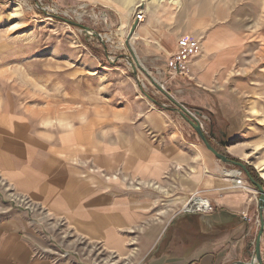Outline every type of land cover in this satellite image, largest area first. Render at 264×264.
Instances as JSON below:
<instances>
[{"label":"rangeland","instance_id":"rangeland-1","mask_svg":"<svg viewBox=\"0 0 264 264\" xmlns=\"http://www.w3.org/2000/svg\"><path fill=\"white\" fill-rule=\"evenodd\" d=\"M139 9L145 18L129 34ZM181 36L198 41L200 50L188 76L173 78L167 59ZM180 105L199 110L203 131L212 121L231 154L210 144L245 163L264 186L258 169L264 163V0H0L2 125L46 139L82 123L126 127L146 107L175 109L172 116L184 122L178 128L189 126L202 144ZM231 169L251 187L238 166L222 172ZM7 194L2 214L25 210L42 254L60 264H128L71 231L63 218Z\"/></svg>","mask_w":264,"mask_h":264},{"label":"crops","instance_id":"crops-1","mask_svg":"<svg viewBox=\"0 0 264 264\" xmlns=\"http://www.w3.org/2000/svg\"><path fill=\"white\" fill-rule=\"evenodd\" d=\"M174 110L146 107L126 127L82 123L46 139L0 123V264H60L40 251L25 210L2 214L4 192L63 218L71 231L128 264L250 261L257 189L232 186L222 172L230 164L190 137L189 126L178 128L184 122ZM194 194L213 210L184 211ZM260 252L264 264V229Z\"/></svg>","mask_w":264,"mask_h":264},{"label":"built area","instance_id":"built-area-1","mask_svg":"<svg viewBox=\"0 0 264 264\" xmlns=\"http://www.w3.org/2000/svg\"><path fill=\"white\" fill-rule=\"evenodd\" d=\"M144 18L145 14L142 9H139L134 13L133 20L137 23H141ZM199 50L200 43L198 41H193L187 36L179 37L176 41L174 51L167 59V73L169 76L173 78L188 76V69L192 63V60L199 54ZM181 107L197 118L195 113L191 112L187 107L184 105H181ZM239 187L242 188V186ZM195 196L198 195L191 196L187 201ZM183 210L187 212L210 213L213 210V205L209 200L203 198V202L198 203L197 206L191 207L185 204Z\"/></svg>","mask_w":264,"mask_h":264},{"label":"water","instance_id":"water-1","mask_svg":"<svg viewBox=\"0 0 264 264\" xmlns=\"http://www.w3.org/2000/svg\"><path fill=\"white\" fill-rule=\"evenodd\" d=\"M69 23L71 24H76V22L73 21H69L67 20ZM137 25V22L134 21L131 28H130V32L129 34H131L133 32V30L135 29ZM153 100V99H151ZM155 102V100H153ZM181 108V110L179 111V113L181 114V116L186 120V122L195 130V132L197 133V135L199 136V138L201 139V141L203 142V144L205 145V147L210 150L214 156L221 160L224 163L230 164L232 166H238L239 168H241L248 180L251 182L252 185H254L257 189V192L259 193L258 195V210H259V224H258V230H257V234L255 237V242H254V254H253V258L248 261V262H238L236 264H263L262 262V258H261V252H260V240H261V236L263 233V229H264V186L261 185L259 182H256L249 174L248 170H247V166L245 163L241 162V161H237L234 160L232 158H229L227 155L217 151L205 138V133L202 130L201 124L199 123V120L194 117L192 114H190L188 111H186L183 107H181V105L179 106ZM196 116H200L201 114L199 113V110L194 111Z\"/></svg>","mask_w":264,"mask_h":264},{"label":"bare ground","instance_id":"bare-ground-1","mask_svg":"<svg viewBox=\"0 0 264 264\" xmlns=\"http://www.w3.org/2000/svg\"><path fill=\"white\" fill-rule=\"evenodd\" d=\"M154 1L158 3L159 0H154ZM258 169L264 178V163L262 165L258 166ZM225 174L228 176V178H230L232 185L246 187L242 183V180L239 176L240 172L238 170H232V169L231 170H225ZM201 202H203V197L195 196V197L191 198L189 201H186L185 204H187L188 206L194 207V206H197L198 203H201Z\"/></svg>","mask_w":264,"mask_h":264},{"label":"flooded vegetation","instance_id":"flooded-vegetation-1","mask_svg":"<svg viewBox=\"0 0 264 264\" xmlns=\"http://www.w3.org/2000/svg\"><path fill=\"white\" fill-rule=\"evenodd\" d=\"M204 133H205V138L209 143H210V141H214V142H216V144L224 146L226 144L225 142H227V140H228L227 138H225V136H224L225 134L217 135V133L214 132V123L212 121H208V131L204 130ZM249 173H251V171H249ZM252 178H253V176H252ZM253 179L255 180V178H253ZM255 181L258 182L257 180H255Z\"/></svg>","mask_w":264,"mask_h":264},{"label":"trees","instance_id":"trees-1","mask_svg":"<svg viewBox=\"0 0 264 264\" xmlns=\"http://www.w3.org/2000/svg\"><path fill=\"white\" fill-rule=\"evenodd\" d=\"M251 176V175H250ZM252 177V176H251Z\"/></svg>","mask_w":264,"mask_h":264}]
</instances>
